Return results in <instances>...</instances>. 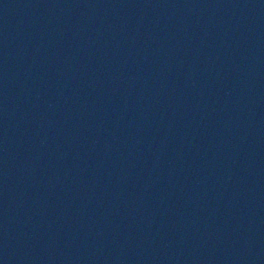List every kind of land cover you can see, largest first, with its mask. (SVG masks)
I'll return each instance as SVG.
<instances>
[{"label": "water", "instance_id": "water-1", "mask_svg": "<svg viewBox=\"0 0 264 264\" xmlns=\"http://www.w3.org/2000/svg\"><path fill=\"white\" fill-rule=\"evenodd\" d=\"M0 264H264V0H0Z\"/></svg>", "mask_w": 264, "mask_h": 264}]
</instances>
